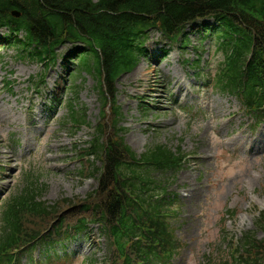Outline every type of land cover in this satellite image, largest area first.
<instances>
[{"label":"rangeland","instance_id":"1","mask_svg":"<svg viewBox=\"0 0 264 264\" xmlns=\"http://www.w3.org/2000/svg\"><path fill=\"white\" fill-rule=\"evenodd\" d=\"M188 32L187 47L168 45L166 56L159 34L151 32L149 54L117 82L126 142L139 155L154 144L165 143L173 150L180 147L190 158L176 180L169 181L170 191L178 197L175 227L182 244L172 264H198L214 245L221 244L224 228L237 238L253 229L255 211L264 209V137L256 142L262 150L251 149L257 135H264V122L256 127L236 98L205 85L196 75L186 59L195 58L199 51L203 61L208 60L210 41H203V35L191 28ZM16 52V48L0 47V164L13 163V173L0 186L12 192L29 182V174L34 175L47 185L43 200L66 209L68 202L84 198L99 186L97 175L86 170L89 162L80 156L100 120L97 78L82 73L74 79L79 86L74 103L76 109L84 110L87 121L75 130L67 121L66 100L75 93L67 90L63 103L49 109V88L61 76L60 66L48 72L45 81L50 87L41 94L30 78L44 70L18 59ZM219 60L221 55L216 54L212 64ZM14 139L19 140L17 157L9 148ZM233 208L238 210L235 219L226 215ZM95 235L100 239L96 256L102 262L109 254L104 238L97 231ZM81 263L79 259L73 264Z\"/></svg>","mask_w":264,"mask_h":264},{"label":"trees","instance_id":"2","mask_svg":"<svg viewBox=\"0 0 264 264\" xmlns=\"http://www.w3.org/2000/svg\"><path fill=\"white\" fill-rule=\"evenodd\" d=\"M202 18L216 19L213 47L225 56L211 78L214 86L239 96L249 111H264V0H0V24L12 30V43L29 51L31 58L54 57L57 46L67 39L92 48L93 54L79 62V70L98 76L104 106L107 96L102 82L114 98L116 81L137 65L151 28L175 39L188 23ZM20 31L25 40L19 38ZM120 109L114 106V133H108L103 114L97 135L86 149L103 166L97 170L101 171L100 186L90 201L93 206H86L89 215L80 218L76 231L83 229L89 217L104 224L111 252L124 257L125 264L165 263L179 242L171 226L174 202L167 199L162 185L166 174L182 167L183 156L158 144L138 157L119 137L123 130L117 129ZM81 119L73 121L85 122ZM12 205L8 225L0 234V252L17 243L25 215L48 214V206L31 193ZM250 236L245 235L239 247L233 243L230 253L216 264H251L248 252L255 239Z\"/></svg>","mask_w":264,"mask_h":264}]
</instances>
